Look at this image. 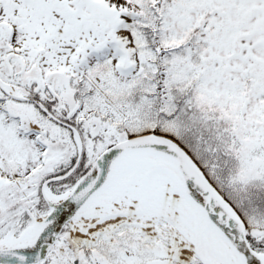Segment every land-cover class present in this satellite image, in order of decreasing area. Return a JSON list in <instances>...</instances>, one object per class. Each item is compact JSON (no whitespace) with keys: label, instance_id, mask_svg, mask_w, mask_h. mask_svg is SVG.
Listing matches in <instances>:
<instances>
[{"label":"snow or ice","instance_id":"6c2138e0","mask_svg":"<svg viewBox=\"0 0 264 264\" xmlns=\"http://www.w3.org/2000/svg\"><path fill=\"white\" fill-rule=\"evenodd\" d=\"M0 264H264V0H0Z\"/></svg>","mask_w":264,"mask_h":264}]
</instances>
